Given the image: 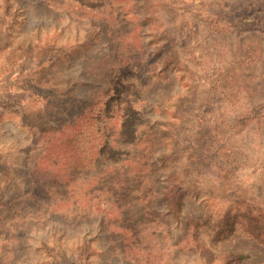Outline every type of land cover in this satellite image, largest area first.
<instances>
[{
  "label": "rangeland",
  "instance_id": "obj_1",
  "mask_svg": "<svg viewBox=\"0 0 264 264\" xmlns=\"http://www.w3.org/2000/svg\"><path fill=\"white\" fill-rule=\"evenodd\" d=\"M81 119L88 157L98 130L152 133L133 161L76 168ZM143 159L181 204L155 205L154 231L108 200ZM248 205L264 212V0H0V264H264L263 236L193 231Z\"/></svg>",
  "mask_w": 264,
  "mask_h": 264
},
{
  "label": "trees",
  "instance_id": "obj_2",
  "mask_svg": "<svg viewBox=\"0 0 264 264\" xmlns=\"http://www.w3.org/2000/svg\"><path fill=\"white\" fill-rule=\"evenodd\" d=\"M136 61L138 62L137 66H140L144 61L137 58ZM141 66L140 68H142ZM129 82V79H128ZM122 84H125L126 81L122 80ZM131 88L135 85H130ZM129 90L125 92L118 93L120 99V102L122 104L123 96H126L128 94ZM109 95H113L112 93H109ZM107 101H109L107 99ZM115 104L112 105V108ZM133 105V110L136 111L139 116L143 115L142 108L135 107ZM111 107V105H110ZM105 109H108L105 108ZM110 109L107 111L110 114ZM123 112V111H122ZM127 111L125 110L120 116L119 120L121 122L124 121V119L127 117ZM110 119V118H109ZM81 123H83V119L78 123L77 130L74 132L71 137L68 138L66 141L68 143L69 148L73 151L76 148H78L79 153L83 154H71L70 156L72 159L75 160L76 168L87 167L85 166V162L92 160L93 165L96 164L95 162L99 164H102L104 161H110L111 165H117L122 164L126 160L133 161L135 158H131L133 153L137 154L136 147L142 143L145 139L149 137V135L152 133V125H149L148 123H144L143 121H138V123L134 124L133 130H132V138L129 141H123L122 142V133H114L111 131L109 133V130L106 129L107 127L105 125H102L103 127H106L104 129H101V131H97L98 139H100V142L96 144V147L98 145V151L95 155L89 156L85 151L87 149H91L92 144H90V140L85 139L83 137V130ZM87 127H92V125H88ZM101 128V127H100ZM88 128H86L84 131H87ZM108 135L107 137L105 135ZM89 134H85V136H88ZM105 137V139H104ZM93 139V137H92ZM92 142V141H91ZM106 149H109L110 151H117L119 152L118 155L113 154L112 156L108 157L106 154L108 153L105 151ZM127 148L128 154H124L121 151ZM88 150V151H89ZM131 153V156H128ZM129 158V159H128ZM148 166L149 171L148 175L149 178H143L140 180L141 177V169L140 164L138 166V169L132 171L130 174L125 175L121 178L116 177V181H113L110 183V194H109V201L112 202V205L116 206L119 209H124V207H134L139 206L141 210L148 214L149 220H141L139 221L140 224H147L151 231L156 230L161 224H163V217L162 213L156 212V206L161 200H164L165 203L170 204L168 208V212H170L174 217L178 218L180 214V199L179 197H176V199L170 201L168 200V194L166 192H159L158 188L153 185H149V182L155 181L157 178V169L154 167V165L150 162V160L141 161V167ZM119 172L118 168H111L110 173L117 174ZM146 173V172H145ZM109 201H106L110 204ZM240 208V207H239ZM235 209V208H234ZM241 212H237L235 214L228 213L224 211V214L227 216V214H230L229 218L220 217L218 219H215V217H212L210 212L207 218L208 225H205L204 222H198L194 225L193 231L194 234H199L202 232L211 233V236L216 238V240H229L234 234H244L247 236H251L254 238H260V240L263 242L261 237H264V212L260 211L257 212V214L254 213L253 208L247 206L246 209H240ZM241 213V214H239ZM211 217L213 220H211ZM241 218L239 221L236 220V218ZM206 220V219H205ZM137 223V221H135ZM263 224V225H262ZM210 225V226H209ZM193 226V225H192ZM125 230V229H124ZM211 230V231H210ZM128 233L131 234L133 240H134V246L135 248L139 247L140 241L142 240V237L139 233V231L136 229V226L130 225L127 229ZM216 242V241H215ZM120 251L123 253L122 248H120ZM247 257V253L245 252H237L235 256H233L235 262H240L243 259ZM142 261V259H141Z\"/></svg>",
  "mask_w": 264,
  "mask_h": 264
}]
</instances>
